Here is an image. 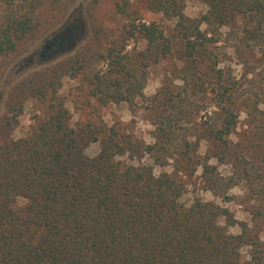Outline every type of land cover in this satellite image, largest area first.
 <instances>
[{
	"label": "trees",
	"instance_id": "trees-1",
	"mask_svg": "<svg viewBox=\"0 0 264 264\" xmlns=\"http://www.w3.org/2000/svg\"><path fill=\"white\" fill-rule=\"evenodd\" d=\"M184 1L147 4L176 19L187 57L194 59L207 43L219 39L220 27L235 21L243 29L229 33L264 50V0H201L206 10L198 19L184 14ZM136 19L131 29L146 42L143 58L165 52L163 29L155 21ZM6 22L0 27V53L13 49L14 38L30 29L28 17L11 16ZM81 27L79 21L65 26L43 46L40 58L66 52ZM109 56V68L96 72L91 93L103 104L149 100L142 68L130 65L126 55ZM76 62L82 66L71 59L17 84L10 114L0 125V264H264L247 223L234 219L227 207L200 197L185 204L183 181L165 170L155 173L153 166L117 160L124 150L112 127L70 124L71 113L57 91L61 77L76 70ZM63 67L68 70L61 74ZM217 72L219 80L210 89L219 116L208 134L223 140L233 132L236 119L228 101L231 86L222 80L221 70ZM28 99L48 101L46 115L32 136L13 139L10 133ZM176 123L160 120L158 129L166 141L182 139ZM101 133L105 136L99 139ZM99 140V152L88 156L85 148ZM183 145L189 147V142L183 139ZM217 180L215 194L224 187ZM18 199L24 204L17 205ZM235 225L239 232L229 230Z\"/></svg>",
	"mask_w": 264,
	"mask_h": 264
},
{
	"label": "rangeland",
	"instance_id": "rangeland-1",
	"mask_svg": "<svg viewBox=\"0 0 264 264\" xmlns=\"http://www.w3.org/2000/svg\"><path fill=\"white\" fill-rule=\"evenodd\" d=\"M183 4L184 14L191 19H198L206 10L201 0H185ZM11 16L28 17L30 29L14 38L13 49L0 53V125L10 114L17 84L78 59L82 66L76 62L73 74L62 68L61 74L67 71L68 75L61 77L57 91L71 113L70 124L102 125L106 130L112 127L124 150L116 155L117 160L153 166L155 173L165 170L183 181L186 190L181 201L185 204L200 197L227 207L234 219L247 223L248 233L264 255V50L243 44L234 36L243 29L241 22L220 27L219 39L207 43L206 50L202 48L191 59L185 54L176 19L150 9L147 0H0L1 28ZM135 18L136 22L140 18L155 21L163 29L168 46L165 52L143 58L147 45L140 33L132 34ZM74 21L82 24L77 40L63 54L42 60L43 46ZM204 27L202 24L201 29ZM230 29L235 30L234 35ZM111 52L126 55L130 65L142 68L149 100L103 104L91 93L96 72L109 68ZM218 69L222 80L231 86L228 101L236 119L233 132L223 140L208 134L219 116L210 89L219 80ZM47 107L48 101H23L11 138L32 136ZM164 118L177 122L181 140L163 138L158 124ZM98 136L101 139L105 133ZM183 139L189 147L183 145ZM3 140L0 133V144ZM147 146L153 150L148 151ZM99 150L100 140L91 142L85 153L94 156ZM217 178L224 186L219 194L212 189L219 186ZM24 202L18 199L17 205ZM229 230L239 232V227Z\"/></svg>",
	"mask_w": 264,
	"mask_h": 264
}]
</instances>
